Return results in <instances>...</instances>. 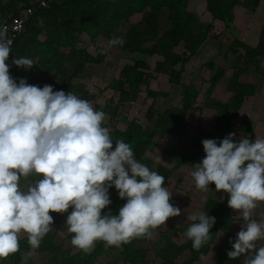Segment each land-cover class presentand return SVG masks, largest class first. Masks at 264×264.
<instances>
[{"label": "clouds", "instance_id": "obj_1", "mask_svg": "<svg viewBox=\"0 0 264 264\" xmlns=\"http://www.w3.org/2000/svg\"><path fill=\"white\" fill-rule=\"evenodd\" d=\"M124 42L113 37L108 45ZM11 46L7 30L0 28V260L20 250L21 236L33 250L39 248L52 230L51 213L71 209L66 219L71 245L85 254L97 242L120 248L150 239L178 217L181 210L171 203L165 178L135 159L129 143H113L103 111L74 93L13 79L7 63ZM12 64L30 69L35 62L16 57ZM234 136L219 144L203 140L205 156L190 175L198 191L213 184L216 192L226 193L228 207L245 221L228 257L264 264V246L257 247L264 240V221L252 218L264 203V138ZM110 188L125 201L115 215L103 212L111 204ZM187 219L192 223L183 236L199 251L211 239L215 217L198 211Z\"/></svg>", "mask_w": 264, "mask_h": 264}, {"label": "trees", "instance_id": "obj_2", "mask_svg": "<svg viewBox=\"0 0 264 264\" xmlns=\"http://www.w3.org/2000/svg\"><path fill=\"white\" fill-rule=\"evenodd\" d=\"M38 1L0 0V18L2 19H6L10 14L16 15L18 13L16 6L19 4H21L19 8L28 6L35 8L23 32L11 46V55L7 61L10 66L9 73L17 83L20 79H25L28 84L42 88L47 85L48 78H51L60 89L54 91L74 93L81 99L90 101L96 110L106 114L107 106L97 105L92 101L94 95L90 94L88 89L90 80L83 73L88 65L111 66V64L106 63L100 51L91 54L78 45L83 40L82 35L95 45L94 41L99 36L108 38L113 33H117L123 22V24H129L121 36L125 41L123 50L142 55L143 58L123 65L118 76L106 85L105 89L111 90L117 96L114 113L121 106L135 103L141 92H144L146 99L154 101L157 92L148 88L149 80L155 79L154 75L161 73L165 65L172 66L168 83L180 86L179 108L170 107L161 113H155L153 104L149 105L145 112V119L152 124L150 130L142 127L134 119H131L123 130L109 127L113 143L118 139L129 143L135 159L141 163L145 154L152 152L156 147V138L170 136L179 141L177 150L166 151L167 156L173 161L172 167L157 164L156 168H150L165 178L163 185L165 188L174 181L176 170L182 166L194 169L193 165L202 161L205 156L203 140L212 139L219 144L231 133H234V138L238 140L241 133L246 131L244 126L234 128L232 123L244 98L254 96L255 88L245 83V72L233 69L226 86L233 96L226 102L210 99L211 91L225 74L224 70L212 61L205 64L210 71V77L207 81L208 88L204 93V103L201 104L202 108H210L216 112L213 131L211 133L205 131L202 125L194 127L193 133H188L186 129L190 127L186 124L187 120L199 119L202 110L194 108L200 91L194 88L193 82L186 85L181 81L183 67L198 54L199 48L208 39L219 41L218 36H210L211 24H203V29L199 27L198 16L195 12L188 10L190 0H58L47 9H38ZM203 1L211 20L219 21L228 28V23L234 20L233 11L236 6L241 5L247 12L253 14L261 0ZM136 14L141 16L139 22L130 23L131 18ZM163 15L164 23L161 25ZM42 35L44 39L40 40L39 37ZM179 47L182 48V52L177 53ZM62 49L67 51L64 52ZM227 50L235 56L234 64L238 62L242 67L256 63V59L263 56L260 49L237 39L231 41ZM16 57L31 58L35 64L30 69L17 68L12 64V60ZM151 58H155L153 65L148 61ZM69 65L73 66L72 72H68ZM176 66H180L179 69ZM74 80H78V84H75ZM142 86L145 87L144 90ZM99 91L103 92V89ZM117 118L128 121L126 114L118 113ZM114 148L115 145L113 150ZM29 179L35 180L36 177ZM24 186L25 182L22 180L21 187L24 188ZM210 187L215 189L213 184H210ZM109 197L111 204L103 212L110 211L114 215L118 214L125 201L119 199L115 188L109 189ZM227 198V194L224 193L222 203L211 198L203 201L199 212L215 217V224L210 230L211 239L199 251L193 249L190 240L179 245L171 242L161 231V226L155 230L159 239L163 240L160 246L148 238L133 240L120 248L106 247L102 242H97L94 250L90 254H85L72 245L67 249L56 245L54 240L57 239V229L53 223L52 230L43 238L39 248L33 250L26 237L21 236L20 250L7 259L0 260V264H37L33 263L30 257L27 263H23V255L31 251L37 255L45 253L48 256V264H95L104 252H108L107 258L100 264H115L110 260L112 251L118 252L121 264H155L156 259L160 261L158 264H197L200 259L207 256H210V259L205 264H244L239 258L231 260L227 255L233 250L232 244L237 238L229 232L235 219L230 214ZM262 206L264 207V203ZM51 215L54 219L56 213ZM67 238L71 242L72 237L69 233Z\"/></svg>", "mask_w": 264, "mask_h": 264}, {"label": "rangeland", "instance_id": "obj_3", "mask_svg": "<svg viewBox=\"0 0 264 264\" xmlns=\"http://www.w3.org/2000/svg\"><path fill=\"white\" fill-rule=\"evenodd\" d=\"M205 6L206 4L203 0H190L188 10L191 12H195L198 16V19L200 20L199 27L203 29V24H211L212 31L210 32V36L213 34L219 37V41H215L216 44L212 42L211 47L217 49L216 45L218 44V47L221 52H219V54L212 53V55L214 56L211 60H216V64L218 66L224 67L227 77L231 75L233 69L240 72L245 71L244 77H247L246 81H249L250 84L258 87L257 95L261 96L258 97L259 103H257L256 101L254 102V99L252 97L247 98V103H250L251 105H253V107L251 108L252 110H248L249 107L245 106L244 108L247 109V111L250 113V116H243L244 122H247V124L256 125V118L261 117V115L264 114V112L261 111V107L264 108V101H262V99H264V0L260 1L257 10L253 14L247 12L244 8L241 7V5L236 6L233 11L234 20L233 22L228 23V28H226L225 24L220 23L219 21H212L211 16L205 9ZM164 17L165 16L163 15L161 18V25L164 23ZM140 18L141 16L136 14L131 18L130 23L135 24L138 20H140ZM123 23L121 24V28L119 29V31H117V33H113L112 35L108 36V38H105L103 36L101 38L98 37L94 41L95 45L90 43V41L86 38L85 35L81 36V39L83 40L78 45L80 48L86 49L91 54H95L100 51V53L104 56L106 63L111 64V66L88 65L83 75L89 77L90 81L88 89L89 93L94 95V97L92 98L94 104L104 105L105 107L107 106L106 119L104 121V125L123 130L125 126L129 123V121L131 119H134L142 127L150 130L152 128V124L150 123V121L148 122L145 119V112L147 107L150 105V100L145 98L144 92L140 93L139 98L135 103H128L124 106L119 107V109L117 110L118 113L126 114V119L128 118L127 121L117 118L118 113L113 112V108L115 107L117 102V96L114 95L111 90L105 89L108 82L118 76L119 70L123 65L131 64L134 60L143 58L142 55L139 56L137 54H132L128 51H124V45L121 47H109V38L121 37L128 28L129 24ZM39 39L43 40L44 36H40ZM233 39L240 40L241 42H244L252 47L260 49L263 52V56L258 57L256 59V63L251 64L247 67H242L238 62L234 64L235 56L230 54L227 50L228 46L230 45ZM181 49L182 48L179 47L176 52L180 53ZM66 51L67 50H64V52ZM154 60L155 58H151L148 61L151 63V65H153ZM165 67L166 68L165 70H163L162 74L156 76L155 79L149 80V87L160 93L159 98H157L155 101V109H157L158 112H162L163 110H165V108H169L172 106L179 107L181 100V96L177 92V89H174L168 83V76L169 72L172 70V66L165 65ZM179 67L176 66L177 69ZM72 68L73 66L69 65L68 72H72ZM185 68L187 69L188 66H185ZM192 74H194V71L193 73L191 72V75ZM189 75L190 74L183 73L181 81H183L184 84L189 82L186 79V77L188 78ZM202 76L204 78H200L197 80L198 83L196 84V87H198L199 85L202 86V80H205L208 77V72H206V70H203ZM74 83L78 84V80H74ZM52 87L53 90H60L59 88H56V85ZM207 88L208 85L204 86L203 88H200V90H202L203 93L206 91ZM222 88L224 87L218 86L214 90L212 96L215 95L218 89H220L221 91ZM101 89H103V92L99 91ZM142 90H144V87L142 88ZM162 92L166 93V95L162 96ZM201 98L202 94L198 97L199 102H201ZM196 108L199 109L200 105H197ZM241 118L242 117L239 114L237 120L234 121V123H238L239 121H241ZM190 121H197V123H194L193 125L189 124L188 126L190 127L186 128L188 133H193L194 127L201 126V123H199L200 119L187 120V122ZM207 124L211 126L212 119L210 123L207 122ZM259 128L263 130L264 126H257L255 131H257ZM155 143L156 147L152 152H147L145 154L142 163L148 166L149 168H156L157 164H162L169 168L172 167L173 161L167 156L166 151L177 150L179 148V141L170 136H165L156 138ZM193 170V168H190L188 166H182L174 172V181H171L166 187L168 191L171 192L173 195L171 203L173 204V206L178 207L181 210V214L178 217L170 218L169 220H167L165 225H162L161 231L165 233V237L168 240L178 245L187 241L183 236V233L187 230L189 224L191 223V221H189L187 217L195 212H198L201 208L203 201L206 198L216 200L214 195H220V197L223 196V193L219 194L214 189L212 190L210 185L209 190L207 192L198 191L195 188L194 182L192 181L190 175ZM229 210H231L232 216L235 219V221L232 222L229 228V232L231 235L237 237V233L242 229L243 224H245V221H243L242 216L239 214V212L234 211L230 208ZM70 212L71 209H69L68 212L63 215L56 214L53 219V223H55L57 229V239H55L54 242L56 245H60L62 249H67L71 247V242L67 238L68 232L66 226L67 215L70 214ZM252 218L257 221H264V207L262 206V204H259L258 207L254 210ZM158 239L159 235L158 233H155L152 238H150V241L154 243L157 242V245L160 246L162 245L163 240ZM260 246H264V240L257 242V247ZM107 253L108 252H104L102 255H100L95 264L103 263L107 258ZM29 257L30 259H32L33 263L48 264V256L45 253L37 255L31 251L28 254L23 255V263H27ZM209 259L210 256L204 257L200 259L197 264H205L206 262L208 263ZM239 259L244 263L243 257H239ZM110 260L113 261L115 264H121L117 251L111 252ZM159 262V259H156L155 264H158Z\"/></svg>", "mask_w": 264, "mask_h": 264}, {"label": "crops", "instance_id": "obj_4", "mask_svg": "<svg viewBox=\"0 0 264 264\" xmlns=\"http://www.w3.org/2000/svg\"><path fill=\"white\" fill-rule=\"evenodd\" d=\"M20 5L21 4H19V5H17L16 6V8H17V10L19 9V7H20ZM17 15V14H16ZM16 15H8L7 16V18L6 19H2V18H0V26H1V24H3V23H6L7 21H10L12 18H14V17H16ZM139 15V14H138ZM137 22H139V20L137 21ZM213 35V34H212ZM20 36V35H19ZM100 38L102 37V36H99ZM212 42H214L215 43V41H213V40H211V39H208L200 48H199V51H198V54L197 55H195L193 58H191L185 65H184V67H183V69H184V74H190L189 76H188V78L186 77V79L189 81L188 83H186V84H189V83H192L193 82V85H194V88H196L197 90H199L200 92H199V94H198V97H199V95H201L202 94V100L204 99V93L206 92H203L202 93V90H200V88H203L204 86H206V85H208V83H207V81H208V78L210 77V71L205 67V64L207 63V62H209V61H212L217 67H220V68H222L223 70H224V72H225V74H224V77L221 79V81H220V83L219 84H217L216 86H215V88H213V90L211 91V93H210V99L212 98V99H216V100H219V101H222V102H226V101H228L232 96H233V94H232V92H230L228 89H227V85H228V82H229V79H230V77H231V75H232V73H231V75L229 76V77H227L226 76V71H225V69H224V67H221V66H218L217 64H216V60L214 61V60H211L212 59V57L214 56V55H212V53H214V54H219V52H221L220 51V49H219V47H218V44L216 45L217 46V49H215V48H212L211 47V43ZM216 44V43H215ZM218 50V51H217ZM181 52H182V49H181ZM178 53V52H177ZM231 54V53H230ZM212 55V56H211ZM185 66H188V68L186 69L185 68ZM179 67V66H178ZM165 68L166 67H163V70H165ZM179 69V68H178ZM188 70V71H187ZM203 70H206V72H208V77L205 79V80H202L203 81V84H202V86L201 85H199L198 87H196V84L198 83L197 82V80L198 79H200V78H204L203 76H202V73H203ZM193 71H194V74H192L191 75V72L193 73ZM163 72V71H162ZM162 72L161 73H159V74H155V77L156 76H159L160 74H162ZM185 72H187V73H185ZM245 72V71H244ZM169 74H170V72H169ZM183 76V75H182ZM168 78H169V76H168ZM247 80V77L245 78V83H247V84H250V82L249 81H246ZM181 82V81H180ZM183 82V81H182ZM52 85V86H55L56 84L54 83V81L51 79V78H48V80H47V85ZM169 85L171 86V87H173L174 89H177V92L179 93V92H181V90H180V86H173V85H171L170 83H169ZM252 85V84H251ZM150 85L148 84V88L150 89V90H152V91H155V92H157L156 90H154V89H151L150 87H149ZM218 86H222V87H224V88H222L221 89V91H220V89H218L217 91H216V93H215V95L214 96H216V97H214V96H212V94H213V92H214V90L218 87ZM254 86V88H255V94H254V96H250V97H252L253 99H254V102L256 101L257 103H259L258 102V97H261V96H258L257 95V91H258V87H256L255 85H253ZM260 86V85H259ZM56 88L58 89V87H57V85H56ZM142 88H143V86H142ZM144 89H145V87H144ZM170 90V89H169ZM168 90V91H169ZM207 90V89H206ZM163 93V92H162ZM166 95V93H163L162 94V96H165ZM256 95V96H255ZM159 96H160V93L159 92H157V97H156V99L157 98H159ZM198 97H197V103L195 104V106H194V108L196 109V110H202V115H201V117L199 118L200 119V121H199V123H201V125H202V128L205 130V131H207V132H212L213 131V127H214V121H215V118H216V112L215 111H213V110H211L210 108H202V104L201 103H204V100H203V102H202V100H201V102H199V99H198ZM250 97H245L244 98V100H243V103H242V105L240 106V108H239V110H238V113L236 114V117L234 118V120H233V123H232V126L234 127V128H237V127H239V126H244L245 127V129H246V131L245 132H242L241 133V137L242 136H247L249 139H255V138H257V137H259V138H264V129L263 130H261L260 128L257 130V131H255L256 130V128H257V126H259V125H262V126H264V114L263 115H261V117H258V118H256V125H253V124H247V122H244L243 121V116L245 117V116H250V113L247 111V109L246 108H244L245 106H248L249 108H248V110H250L252 107H253V105H251L250 103H247L248 101L246 100L247 98H250ZM257 97V98H256ZM156 99L153 101L152 99H148V100H150V105L151 104H153V107H154V110H155V113H161V112H158L157 111V109H155V101H156ZM246 100V101H245ZM262 101H264V99H262ZM180 102H181V100H180ZM246 104V105H245ZM180 105H181V103H180ZM197 105H200V108L199 109H197L196 108V106ZM172 107H174V106H172ZM180 107V106H179ZM178 107V108H179ZM170 108V107H169ZM165 109H168V108H165ZM252 110V109H251ZM164 111V110H163ZM261 111L262 112H264V108L263 107H261ZM239 114L241 115V121H239L238 123H234V121H236L237 120V117L239 116ZM211 119H212V125L210 126V125H208L207 124V122L208 123H210V121H211ZM194 123H197V121H190V122H186V124L187 125H189V124H191V125H193ZM199 125V124H198ZM240 137V138H241ZM214 189V188H213ZM212 189V190H213ZM215 190V189H214ZM219 194H221V193H223V192H218ZM223 196H221L220 197V195L218 196V195H214V197H215V201H217V202H219V203H222L223 202V200H224V193L222 194ZM219 198V199H218ZM262 204V203H261ZM230 214H231V216H232V213H231V210H230ZM1 262V261H0Z\"/></svg>", "mask_w": 264, "mask_h": 264}, {"label": "built area", "instance_id": "obj_5", "mask_svg": "<svg viewBox=\"0 0 264 264\" xmlns=\"http://www.w3.org/2000/svg\"><path fill=\"white\" fill-rule=\"evenodd\" d=\"M58 0H39L37 4L38 9H47L49 6ZM35 8L32 6L22 7L18 9L16 17L10 21L3 23L2 28L7 30V36L12 40V45L23 32L25 24L28 22Z\"/></svg>", "mask_w": 264, "mask_h": 264}]
</instances>
